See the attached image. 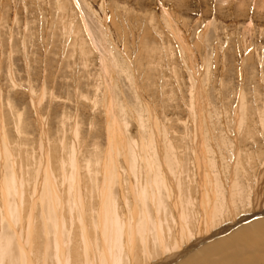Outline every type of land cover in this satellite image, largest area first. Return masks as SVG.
Segmentation results:
<instances>
[{"label": "rangeland", "instance_id": "obj_1", "mask_svg": "<svg viewBox=\"0 0 264 264\" xmlns=\"http://www.w3.org/2000/svg\"><path fill=\"white\" fill-rule=\"evenodd\" d=\"M144 118L146 122L141 121ZM149 118L152 122H147ZM154 142L159 152L156 151L157 159L149 165L152 160L149 162L145 153ZM133 149L141 155L138 164L142 170L138 171L141 186L151 168L158 173L162 169L168 174L166 177L173 171L171 168L178 171V176L171 177L169 183L178 185L173 188L178 193L176 205H182L181 219L195 233L191 242L196 239L198 244L193 247L185 242L181 248L159 250L146 263L142 252L138 254L141 251L138 243L132 246L130 241V253L137 261L128 258L126 264H150L160 259L182 264L207 245L227 239L253 220L264 218L260 210L251 215L256 210L254 205H262L264 209V0H0V180L4 184L13 177L16 186L22 188L19 195L8 197L11 203L3 202L0 194V236L11 237L12 252L16 250L12 259L15 255L17 259L19 251L14 231H24L26 225L25 231H34L37 238L33 239L28 254L34 258L31 264H61L60 259L66 261V254L70 256L69 264H86L85 253L90 251L85 242L93 239L94 242H89H93L94 248L101 237H97L102 222L101 214H97L100 185L109 186L117 203L115 213L123 222L127 221L126 229L130 230L127 232L132 234L135 225L138 231L143 221V205L137 191L135 167L131 168ZM107 156L117 161L113 167L117 177L110 176V172L101 173V162L109 163ZM159 162L164 168L155 166ZM198 166L207 175L205 183L198 180L203 175L199 174ZM232 166L241 184L236 188L246 193L253 187L258 196L255 202L251 197L249 207L243 204L242 209L239 207L240 210L217 223L213 221L208 228L205 220L213 208L209 200L216 177H211L209 171L213 169L211 172L216 174L218 170L217 178L224 176L225 180L215 183L222 184L225 192ZM45 167L47 170L42 172ZM45 171L49 180L45 182L44 176L42 182L51 181L49 187L37 182ZM73 173L76 178L69 180ZM74 180L79 185L77 197L74 193L77 189L71 188L72 181L76 184ZM6 183V187L13 185L11 180ZM150 184L147 187L152 189ZM50 186L61 195L59 206L58 201L54 206L60 210L57 218L61 221L56 224L58 227L61 224L59 231L53 226L56 216L48 212L54 203L50 199L53 197ZM16 198L19 207L13 205ZM163 199L166 202L158 215L159 221L165 225V228L161 225L163 231H170L167 241L174 245L177 241L174 232L178 229L177 215L173 213L175 202L167 196ZM144 203L153 207L149 198ZM2 205L14 209L9 210L11 219L5 216ZM242 215L249 218L240 220L244 218ZM13 218H19L20 222ZM94 222L96 226L92 227ZM201 225L205 229L202 234ZM225 225L232 227L217 232ZM87 230L94 232L95 237ZM45 231H49L48 235ZM19 235L23 237L22 232ZM55 236L60 237L59 241L54 240ZM152 236H148L149 248L162 243H156ZM98 248L94 249V257L99 255ZM246 256H241V260ZM5 260V264L14 263L10 256ZM256 264H264V260L258 259Z\"/></svg>", "mask_w": 264, "mask_h": 264}, {"label": "bare ground", "instance_id": "obj_2", "mask_svg": "<svg viewBox=\"0 0 264 264\" xmlns=\"http://www.w3.org/2000/svg\"><path fill=\"white\" fill-rule=\"evenodd\" d=\"M72 24V23H71ZM183 37V36H182ZM180 41V40H179ZM184 46V45H183ZM185 47V46H184ZM186 51V50H185ZM186 55V54H185ZM107 61V60H106ZM104 62V61H103ZM205 67V66H204ZM200 68V67H199ZM116 69V68H115ZM105 78V77H104ZM202 89V88H201ZM195 93V92H194ZM197 94H198V92H197ZM194 99V98H193ZM242 100V99H241ZM198 101V100H197ZM109 107H110V105H109ZM149 108V107H148ZM111 109V108H110ZM119 109V108H118ZM109 112V111H108ZM115 112V107H114V110H113V112L112 113H114ZM111 113V112H110ZM151 114V113H150ZM148 115H149V113H148ZM75 116V115H74ZM113 116V115H112ZM116 120V119H115ZM143 120V122H146L145 121V118L144 119H141V121ZM149 120H151V122H152V118H149L148 120H147V122H149ZM155 123V122H154ZM116 125V124H115ZM119 126V125H118ZM155 126V125H154ZM111 127V126H110ZM141 127H142V125H141ZM197 130V129H196ZM195 130V131H196ZM158 131V130H157ZM160 131V130H159ZM125 132V131H124ZM152 132H155L154 131V128L152 129ZM147 133V132H146ZM225 133V132H224ZM119 134V133H118ZM200 134H201V132H200ZM143 135V134H142ZM225 135V134H224ZM150 137V136H149ZM200 137V136H199ZM114 138V137H113ZM148 138V137H147ZM154 140H155V138L154 137H152ZM201 138V137H200ZM199 138V139H200ZM196 139V138H195ZM150 139H148V141H149ZM159 140V139H158ZM202 140V139H201ZM199 141V140H198ZM197 141V142H198ZM150 142V141H149ZM156 142V141H155ZM154 142V144L153 145H150V147H149V149L151 148V150H148V152H146L145 154L147 155V159H149V162L150 163H148L149 165H152V163H153V161H154V159L157 157L156 155V151H158L157 150V148L156 147H158V145L156 144ZM45 143H46V140H45ZM145 143V142H144ZM153 143V142H152ZM204 143V142H203ZM203 143H202V141H201V145H202V147H203ZM210 143H211V140H210ZM198 144V143H197ZM225 144H227V143H224V145ZM145 145V144H144ZM154 145H157V146H154ZM45 146V145H44ZM46 146H48V145H46ZM133 146L135 147V145L133 144ZM137 146V145H136ZM146 146H147V144H146ZM198 146V145H197ZM200 146V145H199ZM210 146V145H209ZM223 146V145H222ZM114 147V146H113ZM160 147H161V143H160ZM5 148V147H4ZM47 148V147H46ZM45 148V149H46ZM124 148H126V146L124 147ZM129 148V147H128ZM154 148H156V149H154ZM163 148V147H162ZM168 148V147H167ZM8 149V148H7ZM74 149V148H73ZM132 149V148H131ZM136 149V148H135ZM135 149H133L132 150V152H131V154H132V157L131 158H133V166L131 167L132 168V170L134 169V167H135V169L133 170V172H134V174H135V177L137 178V187H138V189H137V191H138V194H139V197L141 198V202H142V205H143V207H142V205H140V207H142V215H143V221H142V223H141V225L138 227V231H136L135 230V226L137 227V225H135L134 226V228L131 226V227H129L128 229H131V228H133V229H131V231H133L132 232V234H129L127 231H130V230H127L126 229V227H127V221H125V222H123L122 221V217L120 218L116 213H115V210H116V208H117V206H116V202H114L113 201V195H112V193H111V191H109V186H106V185H103L104 187H102V185H100V186H98L99 187V191L97 192V197H99V202H100V206H99V208L97 209V214L98 213H100L101 214V218H102V222H101V228H100V230L99 231H97V237H99V236H101V237H99V240H100V242L99 243H96L97 244V247H99L98 248V252H99V255L97 256V254H96V257H94V254H95V251H94V249L96 250L97 249V247H95L94 246V248H93V246L91 245V243H93L94 242V240L93 239H91V240H93V242H89V241H91V240H89L88 242H87V244H86V242H85V245L87 246V248L89 249V253H85V256L87 257L86 259H84V262L86 263V264H90L89 262L91 261L92 262V264H94V262H96V264H126V261H128V258L129 259H131V261H133L132 260V258H133V255H131V253L130 252H132V248H131V250H129L130 249V247H129V243H130V241H131V243H133V245L132 246H134V244L136 243H138V246L140 247L139 249L141 250L140 251V253H138L139 255H141V252H142V259L144 260V258H147L145 261H146V263L148 262V259L151 257V256H154V254L157 252V251H159L160 250V252L162 251H164V250H171V249H173V248H181V245L182 244H184L185 242L186 243H188V244H190V246H195L196 245V243L198 244V240H194L193 242H191V240L193 239V237H195L194 235H195V233H192L191 231H193V230H189L188 228H187V221H185L184 222V219H181L182 218V215H181V213H180V211L182 210V205L181 204H179V207L177 206L178 204L177 203H179L178 202V193H176L175 191H174V189L173 188H177L178 187V185L176 184V186L177 187H175V186H173V185H175L174 183H173V181H172V183L170 182L169 183V180H171V179H173V178H175V177H177L178 175V171L177 170H174L175 168H171V170H173V171H170L171 173H169V177H170V179H169V177H166L167 175H166V172H162V169H160L159 168V170H161V173H158L159 171L157 170V172H155L156 171V169H155V171H153L152 170V168L150 169V172H149V174L148 173H146L147 174V176H146V174H145V180H144V184H143V186H141V183H140V176H139V170H141V169H139L138 168V164H139V159H140V157H141V155H140V152H137ZM204 149V148H203ZM205 149H206V147H205ZM3 150V149H2ZM47 150V149H46ZM75 150V149H74ZM165 151V150H164ZM168 151V150H167ZM210 151V150H209ZM107 152V151H106ZM115 152V151H114ZM159 152V151H158ZM1 153V152H0ZM78 153V152H77ZM200 153V152H199ZM2 154V153H1ZM46 154V153H45ZM115 154V153H114ZM159 154V153H158ZM164 154V153H163ZM202 154V153H201ZM210 154V153H209ZM13 155V154H12ZM162 155V154H161ZM200 156V155H199ZM11 157V156H10ZM13 157V156H12ZM70 157V156H69ZM108 157V156H107ZM174 157V156H173ZM176 157V156H175ZM212 157V156H211ZM217 157V156H216ZM70 158H72V157H70ZM75 156H73V161L75 162ZM109 158V163L108 162H106V160H105V162H101V164H102V169H101V173H103L104 175L105 174H107V172H108V174H109V172H110V176L111 175H113L114 177L116 176L115 175V173H114V168L113 167H115V165H116V160H114V161H112V159L110 158V157H108ZM107 158V159H108ZM204 157H203V154H202V157L200 156V159H202V161L204 162V160H205V158L203 159ZM218 158V157H217ZM115 159V158H114ZM123 159V158H122ZM157 159V158H156ZM155 159V160H156ZM175 159V158H174ZM207 159V158H206ZM15 160V159H14ZM172 160V159H171ZM194 160H195V158H194ZM198 160V159H197ZM124 161V160H123ZM127 161V160H126ZM132 161V160H131ZM145 161V160H144ZM158 161V160H157ZM170 161V160H169ZM41 162H42V160H41ZM73 162V163H74ZM213 162V161H212ZM217 162H219V160L217 161ZM145 163H146V161H145ZM179 162H177V164H178ZM198 163V162H197ZM200 163V164H199ZM199 165H201L202 164V162H200L199 161ZM209 163V162H208ZM214 163V162H213ZM172 164V163H171ZM170 164V165H171ZM76 165H77V162H76ZM126 165V164H125ZM141 165V164H140ZM155 165V164H154ZM174 165H175V163H174ZM203 166H204V164H202ZM211 165H213V164H211ZM69 166V165H68ZM129 166V165H128ZM155 166H162V162H159L158 164H156ZM154 166V167H155ZM176 166V165H175ZM179 166V165H178ZM216 166H217V164H216ZM108 168V170H107V168ZM195 167V166H194ZM13 168V167H12ZM72 168V167H71ZM118 168V167H117ZM162 168H164V166H162ZM166 168H168L167 166H166ZM170 168H168V169H170ZM217 168V167H216ZM221 168V167H220ZM231 168H233V169H231L232 171H231V173L229 174V177H230V179H228V181H227V183H228V187L226 188L227 190L224 192V191H222L223 189H225V187H223V185L222 184H216L215 183V181H218V182H221V181H223V180H225L224 179V176H222V178H217V175H218V170L215 172L216 174H213V172H211V171H213V169L211 170V171H209V173H210V176L212 177V175L213 176H216L215 177V181L214 182H212V187H213V195L211 194V196H210V200H209V206H213V208H211V210H212V212H211V210L207 213V219H209V220H205V222H206V226L208 227V228H211V225H212V222L213 221H215L216 223H217V221H219L221 218H224L225 216H227V215H233L237 210H240V209H242V205L243 204H245V206H246V208L247 207H249L250 206V204H249V200L251 199V197L253 196V200H254V202H255V198H256V196H258L257 194V191H255V189H253V187H251L250 188V190L248 191L247 189V191H246V193H245V191L243 190V192L241 191V189L242 188H240V190H239V188H236V187H238V185L237 184H239V185H241L240 184V182H239V180L237 179L238 178V175L235 173V169H234V167L232 166ZM43 169V168H42ZM63 169V168H62ZM73 169H74V167H73ZM206 169V168H205ZM209 169H211V168H209ZM219 169V168H218ZM230 169V168H229ZM15 170V169H14ZM44 170H47L46 169V167H45V169H43L42 170V172H44ZM48 170H49V168H48ZM75 170V169H74ZM180 170V169H179ZM198 170H200V172H199V174H203L202 176H204V177H202V176H200V178H198V180L200 179V183L203 181L204 183H205V176L207 177V175H205L204 174V168L203 169H201V166H198ZM4 171V170H3ZM76 171V170H75ZM142 171V170H141ZM163 171H165V170H163ZM167 171V170H166ZM48 172H50V171H48ZM177 172V173H176ZM225 172V171H224ZM230 171H228V173H229ZM51 173V172H50ZM72 173V172H71ZM117 173V172H116ZM168 173V172H167ZM227 173V174H228ZM18 174V173H17ZM47 174V171H45V173H44V175H43V177H41V175H39V180L37 179V182L38 181H40V182H42L44 179H45V182L46 181H48V180H46V175ZM52 174V173H51ZM76 174H77V172H76ZM76 174L75 173H73V174H71L72 176L70 177V178H68L69 180L70 179H72V178H76ZM13 175V174H12ZM101 175V174H100ZM221 175V174H220ZM19 176V175H18ZM44 176H45V178H44ZM51 176V175H50ZM75 176V177H74ZM119 176V175H118ZM228 176V175H227ZM12 177V176H11ZM15 177V176H14ZM40 177H41V180H40ZM117 177V176H116ZM171 177H173V178H171ZM198 177V176H197ZM44 178V179H43ZM64 178V177H63ZM214 178V177H213ZM212 178V179H213ZM259 178V177H258ZM0 179H2V178H0ZM3 179H5V178H3ZM43 179V180H42ZM109 179V178H108ZM119 179V178H118ZM117 178H116V180H118ZM8 180H11V182L13 183V185L11 186V187H6L4 184L8 181ZM54 180V179H53ZM111 180V179H110ZM214 180V179H213ZM7 181L6 182H4V184L2 183V181L0 180V194H1V198H2V201L4 202L5 200H8L7 202H9V203H11L10 201H9V198L8 197H13L14 198V196H16V195H19L18 193H20L21 191H20V189H22L21 188V185H20V187L18 188L17 186H16V182H15V178H10V179H7ZM20 181H21V179H20ZM75 181V180H74ZM108 181V180H107ZM146 181H148V184H146L145 185V182ZM174 181H176V179L174 180ZM40 182H39V187H40ZM44 182V181H43ZM42 182V183H43ZM50 183H51V181H49ZM48 182V184H50ZM76 182V184L72 181L71 183H72V185H71V188H76V187H78L79 185L77 184V180L75 181ZM94 182V181H93ZM109 182V181H108ZM112 182V181H111ZM177 182V181H176ZM246 182V181H245ZM263 182H264V180H263ZM11 183V184H12ZM18 183H19V181H18ZM41 183V184H42ZM114 183V182H113ZM151 183V184H150ZM259 183V182H258ZM7 184V183H6ZM9 185L8 186H10V182L8 183ZM21 184V183H20ZM43 184H45V183H43ZM42 184V185H43ZM48 184H45V186L47 185L48 187H49V185ZM52 184V183H51ZM150 184V186H152V189H149V187H147L148 185ZM203 184V183H202ZM41 185V186H42ZM111 185V184H110ZM145 185V186H144ZM234 185H236V186H234ZM256 185H257V183H256ZM260 185V184H259ZM46 186V187H47ZM181 186V185H180ZM183 186V185H182ZM181 186V187H182ZM197 186V185H196ZM198 186H200V185H198ZM248 186V185H247ZM251 186V185H250ZM254 186H255V184H254ZM37 187V186H36ZM111 187V186H110ZM259 187V186H258ZM41 188L42 187H40V190H41ZM43 188H44V186H43ZM55 187H53L52 188V186H50V188H48L50 191H48V192H50L51 193V195H50V193H49V195L52 197V198H50L52 201H51V203H53V204H51V205H53V206H51V209L50 210H48V212L50 211L51 213H53L56 217H55V219H57L56 220V223H54V227H55V229H56V227H57V230L59 231L61 228H60V226H61V224L59 225V227H58V225H56L58 222L57 221H61V219L60 220H58V218H60V217H58V215H57V209L56 208H54V206L56 205V202L58 203L57 205L59 206V202H61L60 201V196H58V194H56V193H58V192H56L55 193V191H53V189H54ZM59 188H61V187H59ZM171 188H172V191H170L171 190ZM180 188V187H179ZM178 188V189H179ZM197 188V187H196ZM246 188V187H245ZM262 188V187H261ZM77 189V188H76ZM98 189V188H97ZM46 190V189H45ZM183 190V189H182ZM181 190V191H182ZM210 190H212V188L210 189ZM236 190V191H235ZM59 191V190H58ZM177 191V190H176ZM179 191V190H178ZM184 191V190H183ZM197 191H198V189H197ZM201 191V190H200ZM251 191V192H250ZM40 192V191H39ZM48 192H47V195H48ZM61 192V191H60ZM72 192V191H71ZM71 192H69V194L71 193ZM150 192V193H149ZM185 192V191H184ZM261 192V191H260ZM45 193V192H44ZM74 193H75V197H77V196H80V195H76V193H79V191H78V189H77V192L74 190ZM119 193V192H118ZM183 193V192H182ZM240 193V194H239ZM252 193V194H251ZM181 194V193H180ZM183 194H185V193H183ZM182 194V195H183ZM201 194V196L203 195L202 194V192L200 193ZM260 194V193H259ZM23 195H24V193H23ZM28 195V194H27ZM35 195V194H34ZM34 195H31V196H34ZM48 195V196H49ZM115 195V194H114ZM206 195V194H205ZM22 196V195H21ZM20 196V197H21ZM45 196V195H44ZM68 196V195H67ZM82 196V195H81ZM85 195H83V197H84ZM163 196L164 197H170V198H174L173 200H174V202L175 203H172V204H174L175 205V209H173V213H174V215L176 216L177 215V217L175 218L176 220H177V224H175V228H177L178 227V229H180V231L178 230V229H175V230H177V231H173L174 232V234L175 235H177L176 237H177V241H175V244L174 245H172V243H169L168 241H167V233L168 232H170V231H165V229H164V231H163V227L165 228V225L163 226V224H161L160 223V221H159V214L161 213V212H163V207H164V203L166 202V200H165V202H164V199H163ZM185 196V195H184ZM181 197V196H180ZM179 197V198H180ZM207 197V196H206ZM47 198H49V197H47ZM72 196H70V200L72 201ZM80 198V197H79ZM78 198V199H79ZM146 198H149L150 199V201H151V203H152V206L153 207H149L150 205H147L146 206V203H144V199H146ZM202 198V197H201ZM19 198H16L15 200H14V204L13 205H17L18 207H19V205H18V200ZM33 199H34V197H33ZM68 199V198H67ZM137 199V198H136ZM171 199V200H172ZM185 199H186V197H185ZM258 199V198H257ZM256 199V200H257ZM44 200V199H43ZM83 200H84V198H83ZM97 200V199H96ZM148 200V199H147ZM192 200V199H191ZM69 201V200H68ZM67 201V202H68ZM80 201V200H79ZM184 200H182V202H183ZM50 202V201H49ZM76 202V200L74 199V203ZM138 202V201H137ZM82 203V202H81ZM84 203V202H83ZM82 203V204H83ZM150 203V204H151ZM206 204H207V201L205 202ZM204 203V204H205ZM251 203H252V201H251ZM257 203V202H256ZM23 204V203H22ZM140 204V203H139ZM149 204V203H148ZM177 204V205H176ZM187 204V203H186ZM207 204V205H208ZM253 204V203H252ZM4 205H5V203H4ZM72 204L70 203V206H71ZM180 205H181V207H180ZM185 205V204H184ZM188 205V204H187ZM200 205V204H199ZM207 205H205V206H207ZM214 205H216V206H214ZM249 205V206H248ZM47 206H48V204H47ZM65 206V205H64ZM137 206V205H136ZM192 206V205H191ZM1 207H3V205L1 206ZM61 207L63 208V206L61 205ZM133 207V206H132ZM189 207V206H188ZM239 207H241L240 209H239ZM244 207V206H243ZM4 208V210H6V211H4V212H6L5 214V216H11L10 214H12V213H10L11 212V210H14V209H11L10 210V208H9V205H7L6 206V209H5V206L3 207ZM15 208V207H14ZM58 208V207H57ZM62 208H61V210H62ZM73 208H76V205H75V207H73ZM97 208V207H96ZM207 208V207H206ZM210 208V207H209ZM252 208H253V206H252ZM64 209V208H63ZM77 209H78V207H77ZM80 209V208H79ZM84 209V208H83ZM192 209V208H191ZM195 209V208H194ZM254 209H256L255 210V212H252L253 214H251V215H257L256 213H259L260 211V213H264V209L262 208V205H254ZM263 209V210H262ZM9 210H10V212H9ZM15 210H16V208H15ZM18 211H19V209H17ZM76 210V209H75ZM174 210H178V211H176V212H174ZM199 210V209H198ZM201 210V209H200ZM257 210H260L259 212H256ZM16 212V211H14V212H16L17 214L19 213L20 214V212ZM60 211V210H59ZM59 211H58V213H59ZM71 211V210H70ZM141 211V210H140ZM243 211V210H242ZM245 211V210H244ZM252 211V210H251ZM13 212V211H12ZM72 212V211H71ZM132 212V211H131ZM130 212V213H131ZM153 212V213H152ZM7 213H9L8 215H7ZM65 213V212H64ZM73 213H74V211H73ZM76 213V212H75ZM74 213V214H75ZM119 213V212H118ZM138 213V212H137ZM175 213H177V214H175ZM189 214H191L192 212H188ZM193 213H195V212H193ZM212 213V214H211ZM52 214V215H53ZM61 214H62V211H61ZM73 214V215H74ZM121 214V213H120ZM133 214V213H132ZM162 214V213H161ZM184 214V213H183ZM197 214V213H196ZM201 214V213H200ZM203 214V213H202ZM211 214V215H210ZM15 214H13L12 216L13 217H15L14 216ZM21 215V214H20ZM51 215V214H50ZM50 215H48L49 217H50ZM90 215V214H89ZM194 215V214H193ZM205 215V214H204ZM203 215V216H204ZM3 216V215H2ZM17 216V215H16ZM98 216V215H97ZM162 216V215H161ZM173 216V215H172ZM187 216H190V215H187ZM202 216V215H201ZM234 216H236V215H234ZM234 216H233V218H234ZM242 216H244V215H242ZM261 216H263V215H261ZM7 217V218H8ZM52 217V216H51ZM50 217V218H51ZM58 217V218H57ZM70 217V216H69ZM99 217V216H98ZM129 217V216H128ZM131 217V216H130ZM133 217V216H132ZM174 217V216H173ZM10 218V217H9ZM184 218V217H183ZM190 218V217H189ZM192 218H194V217H192ZM205 218V217H204ZM247 218H249L248 216H244V218H242V217H240V220H244V219H247ZM11 219V218H10ZM14 219V221H17V220H15V218H13ZM55 219L52 217V219L51 220H53L54 222H55ZM133 219V218H132ZM165 219V218H164ZM167 219V218H166ZM215 219V220H214ZM28 220H30V219H28ZM63 220V219H62ZM82 221L84 220V219H81ZM99 220V219H98ZM124 220V219H123ZM174 220V219H173ZM175 220V221H176ZM234 220V219H233ZM19 222H20V220H18ZM17 221V222H18ZM23 221V220H22ZM32 221V220H31ZM52 221V222H53ZM65 221V220H64ZM63 221V222H64ZM82 221H81V224H82ZM131 221V220H130ZM162 221H163V219H162ZM190 221H192V220H189V222ZM202 221V220H201ZM239 221V220H238ZM254 221V220H253ZM252 221V223L251 224H248V225H246V226H244V227H242V228H240V229H238L237 231H235L234 233H232V235L230 236V237H228L227 239H220V240H218V241H216V242H214V243H212V244H210V245H207L206 246V248H203L204 250L203 251H199L198 253H194L193 255H191L189 258H188V260L186 259V260H183L182 261V264H240V262H241V264H256V261L258 260V259H263L264 260V218L263 219H260V220H257V221H255V222H253ZM196 222V221H195ZM200 222V221H199ZM199 222H196V223H199ZM6 223H8L7 222V220H6ZM11 223V222H10ZM9 223V224H10ZM51 223V222H50ZM60 223V222H59ZM58 223V224H59ZM130 224H131V222H129ZM166 222L164 221V224H165ZM186 223V224H185ZM195 223V224H196ZM215 223V224H216ZM19 224V223H18ZM27 224V223H26ZM29 224V223H28ZM27 224V225H28ZM31 224V223H30ZM63 224V223H62ZM98 224H99V222H98ZM133 224V223H132ZM174 224V223H173ZM192 224V223H191ZM194 224V223H193ZM87 225V224H86ZM94 225L96 226V223L94 222L93 223V225H92V227H94ZM163 227H162V226ZM177 225V226H176ZM189 225V224H188ZM204 225V226H205ZM241 225V224H240ZM30 226V225H29ZM81 226H83V225H81ZM99 226V225H98ZM97 226V227H98ZM129 226V225H128ZM173 227H174V225H172ZM198 226V225H197ZM202 226V225H201ZM205 226V227H206ZM213 226V225H212ZM229 226H231V225H225L222 229H219L217 232H223L224 231V229L226 230L227 228H229ZM2 227V226H1ZM34 226H32V228H33ZM64 227V226H63ZM84 227H87V226H84ZM83 227V228H84ZM190 227V226H189ZM203 227V226H202ZM232 227V226H231ZM230 227V228H231ZM23 228H24V231H14V233H15V235H16V237L18 238H15L16 240H17V242H16V247L17 246H19V248H18V254H17V259H16V255L14 256V258L12 259V257H11V255H12V253H15L16 254V250L14 249V252H12V249H13V247L11 248V237H9V236H7V235H2V236H0V264H5L6 262H4V261H6L5 260V258L6 257H9L10 256V260H14L13 262V264H16L15 263V260H17L16 262H19V264H31L34 260V258H32L31 259V257L28 255L30 252L29 251H31V249H32V246H33V244H34V240L33 239H37V238H35V235L33 234L34 233V231H25V230H27L26 228V225L25 226H23ZM59 228V229H58ZM82 228V229H83ZM124 228H125V230H124ZM168 228V227H167ZM166 228V229H167ZM31 229V228H30ZM36 229V228H35ZM192 229V228H191ZM203 230H205L204 229V227H203V229L201 230V231H199V233L200 234H202V232H203ZM228 230V229H227ZM230 230V229H229ZM84 231V230H83ZM197 231V230H196ZM18 232V233H17ZM23 233V237H21L20 235H19V233ZM64 232H66V231H64ZM87 232H89L88 230H87ZM90 232H92L91 230H90ZM89 232V233H90ZM135 232L136 233H138V237L136 236V234H135ZM208 232H209V230H208ZM42 233V232H41ZM40 233V234H41ZM48 233H49V231H45V234H47L48 235ZM56 233V232H55ZM197 233V232H196ZM207 233V232H206ZM32 234H33V236H32ZM61 234V233H60ZM76 234V233H75ZM87 234V233H86ZM151 234H153L154 235V239L153 240H155V242L157 243V241H161L162 243H159L160 245H158V243L156 244V246L155 245H151L152 246V248H151V246H150V248H149V237H150V235ZM173 234V233H172ZM209 234V233H208ZM62 235V234H61ZM60 235V236H61ZM92 235H93V237H95V234H94V232H92ZM212 235V234H211ZM20 236V237H19ZM39 236V235H38ZM58 236V235H57ZM70 236V235H69ZM68 236V237H69ZM85 236V235H84ZM135 236H136V238H135ZM149 236V237H148ZM172 236V235H171ZM85 237H87V236H85ZM206 237V236H205ZM21 240H20V239ZM58 238V237H57ZM60 238V237H59ZM59 238L58 239H56V236H55V239L54 240H57V241H59ZM63 237L61 236V238L60 239H62ZM66 238V237H65ZM90 238V237H89ZM103 238H104V240H103ZM149 238V239H148ZM68 239V238H67ZM98 239V238H97ZM66 240V239H65ZM200 240V239H199ZM212 240H213V238H212ZM37 241V240H36ZM62 241V240H61ZM204 241V240H203ZM189 242H191V243H189ZM52 243H55V241L53 242L52 241ZM51 243V244H52ZM57 243V242H56ZM61 243V242H60ZM62 243H63V241H62ZM61 243V244H62ZM205 243V242H204ZM60 244V245H61ZM36 245V244H35ZM85 245H84V247H85ZM95 245V244H94ZM103 246H104V249H103ZM189 246V247H190ZM254 247V246H256L257 248H256V250L254 249V250H252L251 248L252 247ZM15 247V246H14ZM15 247V248H16ZM24 247H26V248H24ZM62 247V246H61ZM197 247V246H196ZM251 247V248H250ZM37 248V247H36ZM64 248H66V247H64ZM73 248V247H72ZM86 248V247H85ZM137 248V247H136ZM62 249V248H61ZM60 249V250H61ZM69 249V248H68ZM76 249L78 250V247H76ZM93 249V250H92ZM100 249V250H99ZM127 251H126V250ZM183 249V248H182ZM190 249V248H189ZM63 250V249H62ZM65 250V249H64ZM81 250H83V248H81ZM92 250V251H91ZM126 251L127 253H123V251ZM46 251V250H45ZM70 251V250H69ZM74 251V250H73ZM85 252L87 251L88 252V250H84ZM135 251H139V250H135ZM143 251H144V253H143ZM197 251V250H196ZM81 252V251H80ZM166 252V251H165ZM185 252V251H184ZM46 253V252H45ZM56 253H58V252H56ZM67 253V252H66ZM68 253H70V252H68ZM122 253L124 254V255H126L125 257H123V255H122ZM134 253V252H133ZM136 253V252H135ZM166 253H169V252H166ZM173 253H175V252H173ZM31 254H33V252L31 253ZM62 254H65V252L64 251H62ZM71 254V253H70ZM76 255H77V253H75ZM78 254H80L79 253V251H78ZM72 255V254H71ZM84 255V254H83ZM139 255H135V256H139ZM247 255V256H246ZM63 256V255H62ZM81 256V255H80ZM80 256L78 257V258H80ZM85 256H83V257H85ZM156 256V255H155ZM177 256V255H176ZM243 256H246L247 258V261H242L241 260V258ZM44 257H45V254H44ZM57 257H58V255H57ZM69 254H66V261H64V259H60V261H61V264H64L65 262V264H69ZM262 257V258H261ZM75 258H77V257H75ZM97 259V260H93V259ZM152 258V257H151ZM154 258V257H153ZM178 258V257H177ZM239 258H240V262H239ZM45 259H46V257H45ZM135 261L134 262H136L137 261V257H134L133 258ZM139 259H140V257H139ZM150 260V259H149ZM161 260V261H160ZM159 261H157L156 263L155 262H153V263H150V264H170L169 262H167V261H169L168 259H166L165 261H163L162 262V259H160ZM59 261V262H60ZM11 262V261H10ZM9 262V263H10ZM100 262V263H99ZM130 262V261H129ZM8 262H7V264H9ZM10 264H12V263H10ZM84 264V263H83ZM129 264V263H128ZM135 264V263H134Z\"/></svg>", "mask_w": 264, "mask_h": 264}]
</instances>
